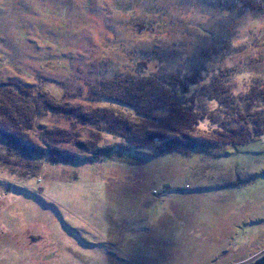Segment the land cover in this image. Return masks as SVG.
<instances>
[{"label":"rangeland","instance_id":"1","mask_svg":"<svg viewBox=\"0 0 264 264\" xmlns=\"http://www.w3.org/2000/svg\"><path fill=\"white\" fill-rule=\"evenodd\" d=\"M245 5L0 0V85L128 116L131 108L94 99L91 88L194 68L206 82L231 68L228 87L243 94L264 84V11ZM43 128L70 129L74 139L94 129L39 108L30 138ZM102 137L100 145L119 142ZM57 148L74 158L9 152L0 136V264H245L264 254V134L189 153L114 149L96 160L72 143Z\"/></svg>","mask_w":264,"mask_h":264},{"label":"trees","instance_id":"2","mask_svg":"<svg viewBox=\"0 0 264 264\" xmlns=\"http://www.w3.org/2000/svg\"><path fill=\"white\" fill-rule=\"evenodd\" d=\"M241 1L246 2V8H254L255 13L264 11L260 0L258 3ZM231 70L219 69L206 82L202 71L195 68L188 74L173 73L169 77L134 79L116 75L91 88L92 98L131 108L133 113L129 116L113 106L68 105L45 91L37 90L34 94L28 87L2 83L0 136L9 152L15 147L30 155L47 150L51 152V163L74 158L72 153H64L62 149L60 152L57 148L58 144L67 143L95 160L114 149L130 151L150 147L153 154L189 153L195 148L244 144L264 134V84H254L247 92L234 94L228 87ZM39 108L64 114L94 129L90 130L89 138L74 139L70 129L43 128L40 137L37 135L32 140L29 130ZM203 121L208 122L207 128L200 126ZM103 133L118 137L119 142L100 145ZM26 137L28 143L23 145Z\"/></svg>","mask_w":264,"mask_h":264},{"label":"water","instance_id":"3","mask_svg":"<svg viewBox=\"0 0 264 264\" xmlns=\"http://www.w3.org/2000/svg\"><path fill=\"white\" fill-rule=\"evenodd\" d=\"M245 264H264V254L257 259H255L253 262L245 263Z\"/></svg>","mask_w":264,"mask_h":264},{"label":"bare ground","instance_id":"4","mask_svg":"<svg viewBox=\"0 0 264 264\" xmlns=\"http://www.w3.org/2000/svg\"><path fill=\"white\" fill-rule=\"evenodd\" d=\"M206 146V145H205ZM53 155V154H52Z\"/></svg>","mask_w":264,"mask_h":264}]
</instances>
